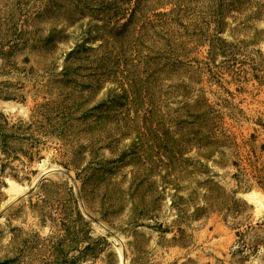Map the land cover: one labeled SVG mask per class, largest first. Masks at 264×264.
Wrapping results in <instances>:
<instances>
[{"label":"rangeland","instance_id":"374dc122","mask_svg":"<svg viewBox=\"0 0 264 264\" xmlns=\"http://www.w3.org/2000/svg\"><path fill=\"white\" fill-rule=\"evenodd\" d=\"M252 191L264 0H0V264H264Z\"/></svg>","mask_w":264,"mask_h":264},{"label":"bare ground","instance_id":"6f19581e","mask_svg":"<svg viewBox=\"0 0 264 264\" xmlns=\"http://www.w3.org/2000/svg\"><path fill=\"white\" fill-rule=\"evenodd\" d=\"M46 171V170H45ZM50 171V170H49ZM47 171V173L49 172ZM43 177V176H42ZM8 184H9V190H11V192L15 191L17 189V186L15 185L14 182H12L11 180H8ZM20 189V188H19ZM22 191V190H21ZM19 192V191H18ZM261 193V192H260ZM15 194V193H12ZM18 194V193H17ZM16 195V194H15ZM246 197H248L251 201H253V203L255 202L257 205V208L261 207L264 205V196H261L258 192L256 191H252L248 194L245 195ZM15 197V196H14ZM120 257L122 258L121 255V251H120Z\"/></svg>","mask_w":264,"mask_h":264}]
</instances>
